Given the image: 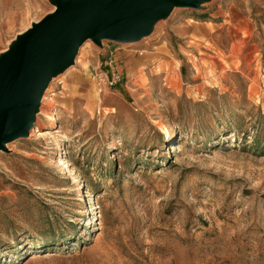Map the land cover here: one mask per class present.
Wrapping results in <instances>:
<instances>
[{"label":"rangeland","instance_id":"1","mask_svg":"<svg viewBox=\"0 0 264 264\" xmlns=\"http://www.w3.org/2000/svg\"><path fill=\"white\" fill-rule=\"evenodd\" d=\"M52 9L0 0V55ZM147 29L83 40L0 150V264H264V0ZM108 48L111 88L92 78Z\"/></svg>","mask_w":264,"mask_h":264},{"label":"water","instance_id":"2","mask_svg":"<svg viewBox=\"0 0 264 264\" xmlns=\"http://www.w3.org/2000/svg\"><path fill=\"white\" fill-rule=\"evenodd\" d=\"M198 1L49 0V14L19 32L0 55V150L28 133L51 76L72 64L83 40H135L173 4Z\"/></svg>","mask_w":264,"mask_h":264},{"label":"built area","instance_id":"3","mask_svg":"<svg viewBox=\"0 0 264 264\" xmlns=\"http://www.w3.org/2000/svg\"><path fill=\"white\" fill-rule=\"evenodd\" d=\"M118 54L115 48H108L105 51L103 60H99V65L103 64L104 69H99L92 73V78L97 84H102L107 88L114 87L117 84H123L124 77L120 70L117 68L118 65Z\"/></svg>","mask_w":264,"mask_h":264},{"label":"bare ground","instance_id":"4","mask_svg":"<svg viewBox=\"0 0 264 264\" xmlns=\"http://www.w3.org/2000/svg\"><path fill=\"white\" fill-rule=\"evenodd\" d=\"M40 103H41V102H40ZM40 105H41V104H39V106H40ZM39 106L37 107V111H38V112H40V108H41V107H39Z\"/></svg>","mask_w":264,"mask_h":264},{"label":"crops","instance_id":"5","mask_svg":"<svg viewBox=\"0 0 264 264\" xmlns=\"http://www.w3.org/2000/svg\"><path fill=\"white\" fill-rule=\"evenodd\" d=\"M182 31V30H181Z\"/></svg>","mask_w":264,"mask_h":264}]
</instances>
